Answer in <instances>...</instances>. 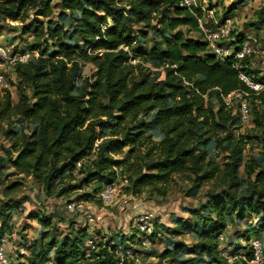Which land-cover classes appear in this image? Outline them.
<instances>
[{"label": "trees", "instance_id": "obj_1", "mask_svg": "<svg viewBox=\"0 0 264 264\" xmlns=\"http://www.w3.org/2000/svg\"><path fill=\"white\" fill-rule=\"evenodd\" d=\"M53 1L0 0V29L7 20L22 21L27 12L35 11L37 21L29 29L22 27L21 33L34 27L37 42L22 48L38 52L27 62L13 65L18 101H13L9 91L0 93V119L17 117L35 125L29 133L10 126L5 132L12 145L0 155V187L5 183V165L39 178L48 190L57 178L81 174L77 188L90 186L84 195L87 199L98 195L100 199L105 186L116 182L117 167L129 174L126 189L133 194L166 195L174 176L180 174L189 175L195 188L217 181L229 190L224 197L212 196L195 211L192 230L199 234L197 244L181 241L168 252L179 262L187 255L190 261L205 255L211 258L210 264H258L248 245L249 235L248 243L231 253L232 261L223 256L218 240L228 219L252 215L259 217L262 230L257 234L262 237L257 238L264 239V89L249 86L235 65H247L241 70L255 83H264V73L255 74L247 57L240 60L234 53L221 59L213 51L199 27L198 20L204 17L201 7L191 10L180 0H59L58 17L63 22L72 20L70 35L65 24L38 19L53 16ZM233 12L225 13L223 23ZM141 23L153 32L149 46V32L137 29ZM180 27L197 31L200 37L186 35ZM230 35L236 38L229 45L223 40L220 44L239 50L245 37L235 30ZM138 56L154 68H163L165 77L157 79L155 71L132 63ZM80 60L95 66L93 79L87 76L78 82ZM232 92L241 97L233 95L227 103L225 97ZM243 98L261 129L256 135L262 147L260 168L245 161V137L237 138L231 129L238 120L244 122ZM234 100L238 104L235 115L230 106ZM154 129L162 134L159 139ZM107 136L111 137L98 143ZM212 145L230 151L223 167L212 159ZM127 148L125 159L115 158ZM17 185L13 181L5 190L12 193ZM71 232L55 247L53 257L49 253L53 243L40 239L33 247L24 239L21 245L31 250L29 262L22 261V254L17 264H121L117 251L128 240L136 241L132 234L93 249L88 256V228L72 227ZM155 237L156 231L150 240Z\"/></svg>", "mask_w": 264, "mask_h": 264}, {"label": "rangeland", "instance_id": "obj_2", "mask_svg": "<svg viewBox=\"0 0 264 264\" xmlns=\"http://www.w3.org/2000/svg\"><path fill=\"white\" fill-rule=\"evenodd\" d=\"M240 1L197 0V6L204 10L203 22L211 28H214L215 25L217 26V23L222 25L225 13L234 11L226 16L227 18L233 15L237 17H235L231 30H235V33L242 34L245 37L244 42H248L251 47V53L247 55L250 68L255 74L262 75L264 73V0ZM53 9L54 14L51 18L40 16L38 19L45 23L49 22L50 19L54 24L57 22L63 23L66 31L72 35V20L63 22L58 17V13L61 10L59 0L53 1ZM36 19L35 11L33 10L27 12L22 21L7 20L3 24L4 28L0 29V43L10 42V39L14 36L19 37L13 42L20 47L37 42L34 27L23 33V35L21 33L22 27L25 26L26 29H29L30 24L37 21ZM152 22L155 24L157 22L156 18ZM10 26H15L16 28L12 30ZM180 28L186 35L195 38L200 37L197 31H187L185 27ZM137 29H144V31L149 32V37L146 41V45L149 46L152 42L153 32L143 23L139 24ZM235 38L234 35H230L223 39V43L229 45L230 40ZM87 50L91 52L90 48H87ZM145 59L144 56H138L136 59H131V62L155 71L157 79H163L165 77L164 69L154 68L151 62ZM80 64L78 82L80 83L81 79L87 76L93 79L95 66L82 60H80ZM0 72L5 75V80L0 82L1 95L9 91L13 101H18L19 94L15 85L17 78L13 65H0ZM230 106L233 107L232 114L235 115L238 112L237 101L234 100ZM9 126L18 132L25 131L27 133L35 127L34 124H28L17 117H13L10 120L1 118L0 155H5L6 150L11 149V140L5 135ZM231 129L237 138L239 136L245 137L244 141L247 143L245 161L257 163L258 168L262 167V147L256 140V135L261 133V129L255 125L252 116L249 115L248 121L243 123L238 120L231 126ZM107 131L108 133L110 132L109 129ZM153 133L155 139H159L162 136L158 129H154ZM109 137L111 136L98 140V143ZM212 146V159L223 167L230 151L215 145ZM127 150L128 148L116 155L115 158L125 159ZM116 171V182L120 191L114 203L106 204L99 199V195L91 199H87L84 196L91 189L89 185L77 188L82 178L81 174H76L75 176L65 175L62 179L57 178L54 181V185L48 190L39 178L33 175L20 174L10 165H5V183L0 187V233L9 239L7 249L13 264H17L21 257L18 253L20 252L18 248L24 239L29 243L28 245L33 247H35V241H40V239L45 244L53 243L55 246L52 244L53 246L50 247L52 249L49 252L53 257L55 247L63 243L62 240L66 235H72V227H87L91 233V237L87 238L85 244L88 256L91 255L93 249L98 251L106 243L119 241L121 238L126 239L132 234H135L136 237L141 236L135 233L134 221L142 213H151L154 216L151 235L156 231V237L153 241L150 240V236L149 240H145L146 234L144 241L137 242V250L130 256H123L124 249L117 251V255L121 256V264H184L189 262L210 264L212 260L209 256L197 255L194 260L190 261L191 255H187L181 259L183 262H179L168 251L181 241L190 246L197 244L199 234L192 230L195 211L200 210L203 204L209 201L212 196L224 197L226 191L229 190L226 184L212 180L206 182L201 188H195L189 175L180 174L174 176L166 195H159L149 191L133 194L126 189L130 184L129 174L122 167H117ZM13 181L18 182L17 188L12 193H7L5 186ZM63 189L66 192L61 193ZM18 201H21V204L17 207L13 206ZM73 203L74 207L71 208ZM2 207L5 208L4 211L8 215L7 218L2 212ZM185 221H187V225L184 224L186 223ZM259 226V217L255 215H252L251 218L242 219L234 216L228 219L226 230L219 234L220 249L223 250V253L232 256L231 253L238 248V245L243 246L248 243L246 234L251 237L248 245H252V241L257 236L262 237L257 235L262 232ZM220 237H222V240ZM89 239L93 240V244L89 242ZM261 239L264 252V239ZM100 243L101 245H99ZM128 243H131V241L128 240ZM30 253L31 250H27L21 257L24 263L29 262L28 255ZM224 257L228 259L226 256ZM232 260L233 258L228 259V261ZM259 264H264V261Z\"/></svg>", "mask_w": 264, "mask_h": 264}, {"label": "built area", "instance_id": "obj_3", "mask_svg": "<svg viewBox=\"0 0 264 264\" xmlns=\"http://www.w3.org/2000/svg\"><path fill=\"white\" fill-rule=\"evenodd\" d=\"M180 4L182 6H187L189 9L193 10L194 7L197 6V0H180ZM236 16H231L226 18L225 22L221 25L219 24L217 28H211L208 27L204 22L202 18H199L198 23L200 29L204 33L205 39H207L210 42V45L213 49V51L221 58L224 59L228 55L234 54L237 59L242 60L243 58L247 57L251 53V47L248 45V42H244L241 46V48L237 51L233 48L232 45L230 46H224L221 45L220 42L226 37L230 36L231 33V27L233 23L235 22ZM237 18V17H236ZM218 24V23H217ZM34 55H38L37 51H31L24 49L20 47L15 42H7V43H0V59L2 60V63L0 65H15L16 63H25L29 59H31ZM236 68L240 71V77L247 82L249 86L254 88L255 90H261L264 89V83H255L243 70H241L244 66L241 62L236 63ZM5 80L4 73L0 72V82H3ZM236 95L241 97V95L237 92H232L227 97H225V101L227 103H231L232 96ZM241 111H242V117L243 120L246 122L249 118V108L248 104L245 98L242 99L241 103ZM119 188L117 185V182L109 183L105 186V188L100 193V199L106 203V204H112L116 201L117 195L119 193ZM74 207L71 205V208ZM153 219L154 216L150 213H142L138 215V217L134 221V228L136 235L140 234L142 236L136 237L135 242L128 243V245L123 246L122 249H124L123 256H130L137 250V242L144 241V237L147 234V238L145 237V240H149V236L152 233L153 228ZM93 220V218H91ZM222 240V237H220ZM89 242L93 244V240L89 239ZM8 245H9V239L7 236L3 235L0 236V264H13L11 261L9 255H8ZM254 253H255V259L253 260L256 263H261L264 261V252L262 247V242L259 238H256L252 241V245ZM20 252H18L20 255L26 253L27 249L25 246L21 245L18 248ZM121 249V250H122ZM119 252V250H118ZM224 256H226L229 260L232 259L233 256L227 255V253H223ZM19 257V256H18ZM124 261V260H123Z\"/></svg>", "mask_w": 264, "mask_h": 264}]
</instances>
